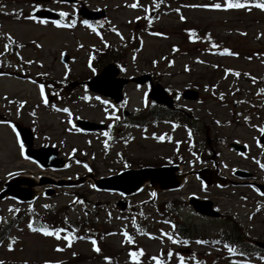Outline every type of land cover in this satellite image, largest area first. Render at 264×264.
Wrapping results in <instances>:
<instances>
[{
	"label": "rangeland",
	"instance_id": "rangeland-1",
	"mask_svg": "<svg viewBox=\"0 0 264 264\" xmlns=\"http://www.w3.org/2000/svg\"><path fill=\"white\" fill-rule=\"evenodd\" d=\"M79 2L87 5L90 9L109 7L110 20L115 19V21L122 28V34L128 35L130 33L132 26H125L124 23L127 22L128 18H131L134 14H130L129 12L123 11L122 9L117 10L115 6L120 7L121 3L114 2L113 0H80ZM144 3L151 4L152 2L146 0ZM173 4V2L170 3L169 7L173 6L174 8ZM52 5L59 6L54 2ZM67 10H70V8L65 7V11ZM183 16L185 17L186 21L190 23L200 25L201 27H209L215 36L222 39L229 46L238 45L254 50L264 49V11L254 12L252 14H243L229 13L228 11L185 10L183 12ZM169 18L170 21H164L171 22L173 26L180 24L175 15H172ZM114 23L115 22L113 20L111 23L112 26ZM39 26L41 28L35 26L34 23L20 24L16 23L15 21L8 22L7 20H4L0 28V33L1 35L8 33L14 38H18L20 41L27 43V48H21L20 53L25 54L26 58L36 57L43 60L39 62L45 66V69L49 71L52 76L54 74L57 78H60L62 73V68L58 66V53L61 49H67L68 53L69 51L74 53L76 52L74 48L77 46V41L79 40L87 43V45H101L100 43H95V41L90 38H84V34L80 30H74V35L69 34V32H65L66 36L64 33V37L61 40V35L60 33H55V28L43 25ZM98 26L101 27L100 24ZM52 33L60 38L54 37ZM242 34L245 35L241 36ZM142 37H144L145 41L144 47L142 51L136 56H128L126 61V75L124 76L150 71L162 73L161 84L164 85L170 93L175 95V106L178 108L184 109L188 112L191 111L192 113L199 115L202 113L204 108V105L202 106V104L209 102L205 106L209 110L207 111L208 114L211 113L219 120L224 121L229 119L232 114V102L253 101L255 86L241 82L239 85L243 92L236 96L227 90L235 88V81L230 76H227L225 79H220V88H222L224 91L222 95H225L229 98V104L217 105V103L209 100L207 94L203 91L201 93V100L196 103H191L182 99L180 97V93L186 88H191V86L195 84L197 80L200 81L201 74L206 72H215L214 68L216 67L218 61H220L222 65L234 69H252L256 72V75L260 77L264 74V70L255 61L249 63L242 59L219 60L214 57H202L195 59V54H191L192 58H190L187 54H174L170 49V45H177L178 43L180 44V41L179 37L174 35L173 28L170 30L171 38L155 39L145 35H142ZM32 40H35V44L33 42L31 44L29 43ZM110 40L116 41L117 39L115 37H111ZM33 45H36V48H34ZM169 55L172 60L167 62L166 60ZM72 68L75 71L73 77H78L76 72L80 69V67L77 64H73ZM82 73H85L83 68ZM13 82L20 83L21 86L18 84L8 83L5 79L0 80V106L3 103L1 97H3L5 92L21 94L23 97H26L29 100L35 98L33 86L19 81ZM128 89L129 91L127 95L131 106L139 109V95L145 94V88L138 89L134 88L133 85H130L127 90ZM82 92L83 91L79 89L75 91L74 94L80 95ZM256 105H260L262 108L260 113H262L264 117V101H258L256 102ZM69 106L77 115L87 118L90 117L89 114L92 113L95 120L103 119L100 108L90 107L83 105L82 103L72 104ZM242 108H245V106ZM48 117L49 116L46 114H44V116L40 115L41 122H44L45 125L50 123L53 128H55V130L60 133V135H62V124L56 121L51 123V120ZM231 131L234 132V135L231 134ZM213 132L214 134L227 136L229 140L232 139V137L245 138L246 140L251 138V134H246L245 127L242 124L225 127L217 126ZM130 134L133 135V142L129 143L127 146L118 143L114 146L113 151L122 150L127 153L131 161L149 164L161 162L168 156L174 155L172 146H169L168 148L165 146H160L155 140L150 139L149 137L147 139H143L141 138V134L134 130L130 131ZM181 135H183V132H181ZM62 137L63 136L54 138L53 141L58 142L59 140L64 139ZM92 139V137H80L72 133L65 134V144H67V147L65 150H63V154H67L69 148L74 145H77L80 148L85 147L87 144L86 141H93ZM95 139L98 138L96 137ZM60 144L62 143L60 142ZM249 144L252 146V139L249 140ZM99 146L100 143L94 140L92 151H96L97 154L101 152ZM220 150V163L222 167H226V165H229L228 159L233 158L235 155L231 154L228 149ZM15 155H17V149L13 145L11 136L7 132L6 128L0 127V182L3 181L10 173H13L11 170L17 168L20 160L19 158H16ZM12 156H14V159ZM88 160H93V155L90 154ZM101 161V157L98 158L97 161L94 158L92 163L94 168L97 169V174L101 176L110 175L113 173V171L120 168V165H115L112 159L106 160V162L103 164H100ZM20 165H23V167H30L28 164H23L21 162ZM83 171L84 168L82 166L72 163L70 167L67 170L62 171L60 175L63 177H74L79 173H83ZM77 190L86 196L91 202V204L87 205L86 208H83L80 205L72 206L71 203L74 199V196L70 191H61L56 197L52 199H39L36 202L35 207L38 211H44L48 208L52 209V211H56L59 208L63 209L65 207L67 215L71 219H76L79 214L84 216L86 213L90 217H98L99 220L106 223L107 227L110 226L113 228L114 234L109 238H106L103 245V250L105 252L108 251V255L114 256L111 261H101L97 258H94L83 260L77 264H132L128 262V259L125 258L127 257V254L125 253L127 246H125L124 242L122 241L123 236L120 230V228L125 224L126 220H123L120 211L111 206L118 199L117 196L115 194L112 195L95 192L90 184H86ZM189 193H196L198 196L209 197L216 203L221 213H230L234 215L236 219H238L237 221L240 220L243 223H246V215L243 216V213L247 212L248 210L243 209V203L245 200L242 199L241 194H248L249 200L246 202H249L250 204H254V200L256 199L250 190H200L197 188V185H195V187L182 190L178 193H161L159 196H157L154 204L148 203L143 208L144 216L149 223L148 230H151L154 233L157 232L159 227L156 224V219L159 218L157 210L160 209L162 202L170 198L184 200ZM150 196V191L146 190L139 196L133 197L131 199V205L133 207L142 205ZM95 202H106L110 206L98 213L94 205ZM16 209L17 207L12 202H5L0 207V223H2L3 228L6 226L11 228L9 236L12 239L4 246L0 247V259L10 258L21 263L49 262V264H59L60 261L73 258L77 255H86L89 257L92 256L93 249L87 242L77 241L72 243L71 247H68L67 245H63V243H59L53 239L42 236L39 233H31L26 231L24 226L25 223L14 225L12 222L11 224L13 213ZM63 215H65V213H63ZM180 215L182 216V219L186 225L189 227L193 225L198 231L203 229V226H207V228H212V231L214 232L220 226H222V223L219 224L216 221L201 219L186 208L181 210ZM261 220L264 221V218L259 215L255 218L254 225L252 223V225L247 226L250 233L249 236L252 241H264V223ZM10 228H6L4 231H7V229ZM137 241L140 247H142L144 250H147L146 252L150 255L157 254L162 248L166 246L159 240H150L149 237L145 235L139 236ZM58 247L64 250L56 251ZM193 249L197 250L198 248L193 246ZM225 263L228 264L227 261H225ZM142 264H150V261L145 260ZM209 264H211V262Z\"/></svg>",
	"mask_w": 264,
	"mask_h": 264
},
{
	"label": "snow or ice",
	"instance_id": "snow-or-ice-1",
	"mask_svg": "<svg viewBox=\"0 0 264 264\" xmlns=\"http://www.w3.org/2000/svg\"><path fill=\"white\" fill-rule=\"evenodd\" d=\"M225 6H226V9H239V8H247L249 5L243 4V3H239V2H233V0H225ZM131 7H133V8L139 7V4H132ZM213 7L216 8V9H220L221 8V4H215V5H213ZM255 7L260 8L261 10H264V3H257L255 5ZM145 11H147V9H145ZM59 15L60 16H66L67 14L65 12H60ZM137 19H139V17ZM181 19H184V17H181ZM84 23H85V25L87 27H91V25H88L87 21H85ZM58 26H60V25H58ZM190 36L194 37L195 36V32L194 31L191 32ZM8 39L11 41V39H12L11 36H9ZM212 47H218V45L213 44ZM8 50H9V45L6 44L5 45V52H7ZM221 54L234 55V53L230 52L228 49H224L223 53H221ZM0 55H2V53H0ZM21 59H22V57H21ZM28 63H32V61H28ZM234 75L239 76L240 73H234ZM253 79H255V78H253ZM44 87H45L44 85H40V94L44 98V103L48 104V99L44 96ZM97 99H99V97ZM104 103H107V101H104ZM57 110L58 111L62 110L64 112H66V113H69V115H71V113L69 112V110L67 108L57 109ZM110 118L119 119V117H114V116L110 117ZM13 129L15 130V126H13ZM260 132L264 133V128H261ZM105 135H109V134L105 133ZM189 135H191V133H189ZM160 139H164V138L161 137ZM21 148H23V145H21ZM127 166L128 165H125V167H127ZM85 167H87V165H85ZM262 167H264V165H262ZM153 195H155V193H153ZM133 223H135V221H133ZM28 227L34 232L35 231H41L43 233V235H45V236H54L57 240L61 239V233L64 231L63 228H48V227H44V228H41V229H36V228H34L32 226V224H29ZM124 236L127 238L129 243H132V238L128 235L127 232L124 233ZM74 238L75 237L72 236V235H65L63 237V239L68 241V247H71L72 241H73ZM168 238L170 240L172 239L171 236H169ZM173 243H176V241H173ZM197 243H206V242L205 241H197ZM92 244H93L94 251L99 253L101 250H100L99 247H96V241L95 240L92 241ZM63 250L64 249L59 248V247L56 249V251H63ZM228 251H229V253H234L235 250L233 248L229 247ZM143 254H144L143 250H139V251H130L128 255L130 256V258L132 260V264H140L139 257H141ZM168 256L171 257L172 253L169 252ZM152 259L154 261H156V264H163V261H161L157 257H152ZM179 259H180V264H184V258L180 257ZM0 264H3V262L0 261ZM45 264H49V262H45Z\"/></svg>",
	"mask_w": 264,
	"mask_h": 264
}]
</instances>
